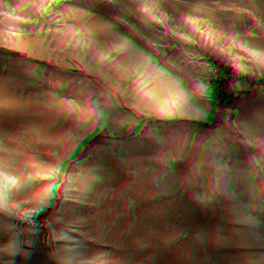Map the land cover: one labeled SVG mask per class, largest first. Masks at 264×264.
I'll use <instances>...</instances> for the list:
<instances>
[{
	"label": "rangeland",
	"instance_id": "obj_1",
	"mask_svg": "<svg viewBox=\"0 0 264 264\" xmlns=\"http://www.w3.org/2000/svg\"><path fill=\"white\" fill-rule=\"evenodd\" d=\"M262 175L264 0H0V264H264Z\"/></svg>",
	"mask_w": 264,
	"mask_h": 264
},
{
	"label": "bare ground",
	"instance_id": "obj_2",
	"mask_svg": "<svg viewBox=\"0 0 264 264\" xmlns=\"http://www.w3.org/2000/svg\"><path fill=\"white\" fill-rule=\"evenodd\" d=\"M161 5V4H160ZM159 5V6H160ZM160 13V12H159ZM119 14L116 16V18L119 20ZM162 14L158 15V20L160 21L162 18ZM145 21H149L148 17H145ZM156 32V31H153ZM109 45H112L110 43ZM105 57L108 58V62L105 65V83H113L116 77H121L124 74V67L122 64L121 59V53L119 46H111L106 48L104 51ZM169 61H163L164 67L167 69H174V66L177 63V60L173 57H168ZM117 67L118 69H116ZM130 74L134 72L133 69H130ZM115 78V79H114ZM165 82L168 85L169 89V96L165 97V100L167 102V107L172 113H176L179 107V104H181L184 99H183V94L185 93V87L182 86V80H180L178 77H168L166 78ZM133 89V81L128 80L124 84L121 92L122 99H126L128 96L129 92H131ZM123 115V111L119 112V114H116L114 117L109 119V121L106 123V125L103 126L102 130V138L107 144H114L117 147V153H122L131 144V141L133 140L134 137H132V134L127 133L126 130H122L120 128V123L122 122L121 116ZM135 135H141L142 133H137L135 131ZM148 177L150 176L147 173ZM170 177H172L170 175ZM264 177V175H262ZM240 176L237 177L239 179ZM115 184V181L113 179L110 180L109 186H113ZM202 260H199L197 263H201Z\"/></svg>",
	"mask_w": 264,
	"mask_h": 264
},
{
	"label": "trees",
	"instance_id": "obj_3",
	"mask_svg": "<svg viewBox=\"0 0 264 264\" xmlns=\"http://www.w3.org/2000/svg\"><path fill=\"white\" fill-rule=\"evenodd\" d=\"M125 48L127 47V45L124 46Z\"/></svg>",
	"mask_w": 264,
	"mask_h": 264
}]
</instances>
